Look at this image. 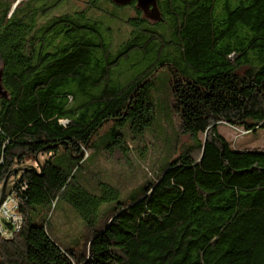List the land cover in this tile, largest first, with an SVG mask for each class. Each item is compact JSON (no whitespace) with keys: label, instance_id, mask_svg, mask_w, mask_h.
<instances>
[{"label":"trees","instance_id":"16d2710c","mask_svg":"<svg viewBox=\"0 0 264 264\" xmlns=\"http://www.w3.org/2000/svg\"><path fill=\"white\" fill-rule=\"evenodd\" d=\"M66 1L0 0V189L36 156L43 168L10 179L23 223L0 234V264H264V148H235L218 129L264 127V0H156L155 17L136 1L125 16L96 8L129 29L118 44L85 13L48 16ZM162 68L200 153L121 198L122 182L84 165L129 157L156 120ZM61 199L84 226L67 244L48 230Z\"/></svg>","mask_w":264,"mask_h":264},{"label":"rangeland","instance_id":"374dc122","mask_svg":"<svg viewBox=\"0 0 264 264\" xmlns=\"http://www.w3.org/2000/svg\"><path fill=\"white\" fill-rule=\"evenodd\" d=\"M92 1L96 2L94 8H90L85 0L66 1L48 16L53 17L69 12L85 13L90 20L97 21L105 28H112V35H109V39L112 40V43L113 41L116 44L120 43L127 37L129 29L117 24L116 20L103 15L96 8L107 9L114 12L116 16L130 15L135 13V10L128 11L127 7L130 5L121 7L109 0ZM42 3L43 0H38L37 5L40 6ZM172 78L173 74L168 68L161 69L153 92L156 120L146 130L143 138L129 139L127 143L128 149H130L129 157L123 156L120 152L116 153L115 156L104 154L96 159V163L92 168L84 165L85 171L89 172L92 178L98 174L101 177L96 176L97 178L102 179L103 175L104 179L110 183L122 182V184L115 185L121 191V198H128L134 194L145 179L150 176L154 177L164 161L170 160L178 154L187 153L192 157H197L200 153L193 136L181 133L179 118L173 113L172 100L168 92V86ZM1 91L0 88V93ZM218 129L229 141L234 142L235 148H264V127H260L256 132L251 131L246 135L240 134L237 129L228 128L224 125H219ZM200 138H203V135H200ZM41 160L43 161V158ZM31 165L36 166V163H31ZM48 230L59 243L67 244L83 233V219L75 209L61 199L52 210Z\"/></svg>","mask_w":264,"mask_h":264},{"label":"water","instance_id":"95a60500","mask_svg":"<svg viewBox=\"0 0 264 264\" xmlns=\"http://www.w3.org/2000/svg\"><path fill=\"white\" fill-rule=\"evenodd\" d=\"M115 3L119 4V5H125L128 3H131L133 1L137 2L138 7L143 10V12L149 16L155 17L158 15V8H157V2L156 0H113ZM1 88V86H0ZM36 166L35 165H28L27 166H18L15 168L10 169L7 174L5 175L4 181L2 183L1 189H0V206L3 203V201L5 200V198L8 195V186H9V182L12 176L16 175L18 172L23 171V170H34L37 172V169H39L40 171L43 170V168L41 167V162L38 158V156H36ZM38 166V168H37Z\"/></svg>","mask_w":264,"mask_h":264},{"label":"built area","instance_id":"2783aa9c","mask_svg":"<svg viewBox=\"0 0 264 264\" xmlns=\"http://www.w3.org/2000/svg\"><path fill=\"white\" fill-rule=\"evenodd\" d=\"M17 208V200L11 195H7V197L0 206V234L5 237L12 236L13 232L19 230L21 224L23 223L22 216L17 211ZM3 220H7L12 223V230L11 228H6L2 225Z\"/></svg>","mask_w":264,"mask_h":264}]
</instances>
